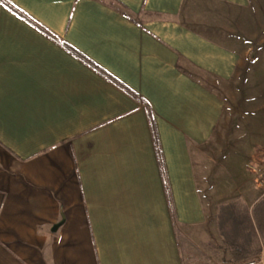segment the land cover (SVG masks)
<instances>
[{
  "label": "crops",
  "instance_id": "0c3cea01",
  "mask_svg": "<svg viewBox=\"0 0 264 264\" xmlns=\"http://www.w3.org/2000/svg\"><path fill=\"white\" fill-rule=\"evenodd\" d=\"M9 1L43 30L0 1V264L242 262L217 214L264 198V0Z\"/></svg>",
  "mask_w": 264,
  "mask_h": 264
},
{
  "label": "trees",
  "instance_id": "16d2710c",
  "mask_svg": "<svg viewBox=\"0 0 264 264\" xmlns=\"http://www.w3.org/2000/svg\"><path fill=\"white\" fill-rule=\"evenodd\" d=\"M0 1L8 8L12 9L14 12L18 13L43 30L41 26H38V23L34 19L29 17L11 1ZM62 45L96 71L110 79L128 93L135 96V93H133L130 88L89 59L86 55L66 43H63ZM151 123L153 130L155 129L153 119ZM217 220L220 233L223 236V243L226 248L230 250L235 259L241 261L249 256L260 253L262 249L261 241L263 242L264 239V198H260L251 209L242 207L237 202L222 204L218 210ZM261 237L263 239H261ZM255 243H257V246Z\"/></svg>",
  "mask_w": 264,
  "mask_h": 264
},
{
  "label": "rangeland",
  "instance_id": "374dc122",
  "mask_svg": "<svg viewBox=\"0 0 264 264\" xmlns=\"http://www.w3.org/2000/svg\"><path fill=\"white\" fill-rule=\"evenodd\" d=\"M244 106H246V103H244V101H241V100L236 101V105L234 107L236 111L232 113V120H231L232 126H230V128L228 129V133L226 135L227 139H226L225 145H224V157L221 160H219L220 162L224 161V163L226 165V169H228V170L225 171V169H223L222 173L216 175V177H213L211 180L213 181L214 184H216V182H217L220 185L223 182V181L221 182V180H225V179H222L219 175L227 174L229 171H231L230 170L231 168H233L235 171H238V173H240L242 164L247 161L246 155L249 153V151L251 149V142L253 140H252L251 136H246V134H247L246 132H247V129L248 130L250 129V128H247V125L249 123L248 121L252 120V119H250V116L252 113L246 112L247 110H245ZM258 113L259 112H254L253 114H254V116L255 115L257 116ZM256 125H257V123H255V129L254 130H256V133H257L258 130H260V129ZM249 126H251V124H249ZM234 135L235 136L241 135L242 138L236 137L234 139ZM256 136H257V134H256ZM256 136L253 137V139L258 141L260 138H258ZM236 139L238 141H236ZM218 162H217L216 168L218 171H220L219 166H218V164H219ZM209 163H210V166H214L213 168H215V166H216L215 163H211V162H209ZM216 178L217 179L220 178V179L217 180ZM257 182H258V180H257ZM215 188H217V186ZM263 194H264V192H263ZM261 239H263V238L261 237ZM263 246H264V239L262 242V247ZM223 247H224V249L226 248L225 245ZM228 264H237V263L230 262Z\"/></svg>",
  "mask_w": 264,
  "mask_h": 264
},
{
  "label": "built area",
  "instance_id": "2783aa9c",
  "mask_svg": "<svg viewBox=\"0 0 264 264\" xmlns=\"http://www.w3.org/2000/svg\"><path fill=\"white\" fill-rule=\"evenodd\" d=\"M260 182L264 188V177L260 179ZM239 264H264V246L262 247L260 253L257 255L251 256L240 262Z\"/></svg>",
  "mask_w": 264,
  "mask_h": 264
}]
</instances>
